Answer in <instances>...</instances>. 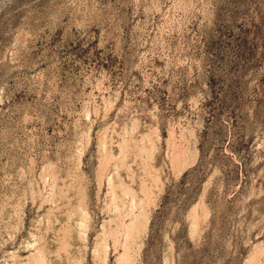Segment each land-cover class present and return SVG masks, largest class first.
I'll list each match as a JSON object with an SVG mask.
<instances>
[{"label":"rangeland","instance_id":"1","mask_svg":"<svg viewBox=\"0 0 264 264\" xmlns=\"http://www.w3.org/2000/svg\"><path fill=\"white\" fill-rule=\"evenodd\" d=\"M0 264H264V0H0Z\"/></svg>","mask_w":264,"mask_h":264}]
</instances>
